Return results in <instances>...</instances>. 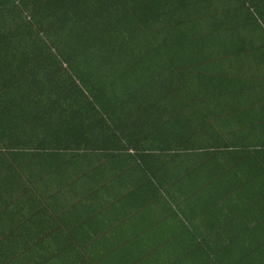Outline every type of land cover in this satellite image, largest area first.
Here are the masks:
<instances>
[{
	"label": "crops",
	"instance_id": "crops-1",
	"mask_svg": "<svg viewBox=\"0 0 264 264\" xmlns=\"http://www.w3.org/2000/svg\"><path fill=\"white\" fill-rule=\"evenodd\" d=\"M243 5L252 18L227 16L236 31L190 36L189 22L154 31L159 50L148 48L134 73L147 75L143 95L127 99L144 113L141 134L160 140L153 148L119 139L125 152L85 151L107 144L80 126L71 143L36 135L30 146L28 134L49 132L45 124L0 144V264H264V0ZM163 138L181 155L169 160ZM133 152L152 154L137 161ZM196 153L222 157L191 170ZM164 162V191L154 192L143 166ZM202 178L205 189L189 194Z\"/></svg>",
	"mask_w": 264,
	"mask_h": 264
},
{
	"label": "trees",
	"instance_id": "trees-1",
	"mask_svg": "<svg viewBox=\"0 0 264 264\" xmlns=\"http://www.w3.org/2000/svg\"><path fill=\"white\" fill-rule=\"evenodd\" d=\"M221 1L0 0V144L13 146L15 140L24 141L29 130L45 124L49 132L40 127L38 134H28L30 146L37 141L33 138L36 135L48 136L54 145L71 143L80 126L82 134L99 129L95 141L104 139L107 144L106 148L101 143L84 146L85 151L125 152L119 139L130 140L129 144L147 140L153 148V141L160 140L141 134L146 132L145 128L139 130L145 127L144 113L130 109L127 102L129 97L143 95L142 82L147 80V75L136 76L135 71L141 68L148 48L159 50L154 37L158 25L169 32L178 27L184 30V22H189L196 27L190 36H203L212 27V33L236 31L234 18L228 23L227 16L234 17L239 11L252 18V7L243 5L246 0H236L241 6L227 9H222ZM160 18L164 21L158 24ZM127 70H132L131 77ZM111 97L116 101L111 102ZM127 120L131 121L129 126ZM121 128L129 129V134ZM163 140L165 149L171 152L169 160L181 155L180 147L172 145L173 139ZM110 143L113 148H107ZM147 153L133 152L132 157L140 161L149 156ZM210 155L220 160L222 157L221 153H196L197 163L191 170L203 171ZM239 160L233 159L230 168ZM143 168V185L163 192L157 176L167 169L165 162ZM197 182L189 194L205 189L203 178Z\"/></svg>",
	"mask_w": 264,
	"mask_h": 264
}]
</instances>
